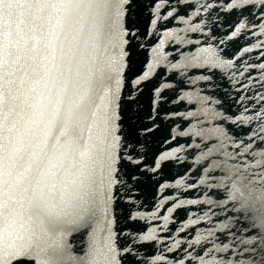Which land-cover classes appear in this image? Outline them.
Here are the masks:
<instances>
[{
    "label": "snow or ice",
    "instance_id": "6c2138e0",
    "mask_svg": "<svg viewBox=\"0 0 264 264\" xmlns=\"http://www.w3.org/2000/svg\"><path fill=\"white\" fill-rule=\"evenodd\" d=\"M201 13L209 19L190 23ZM169 18L179 23L164 27ZM244 37L252 42L225 55L220 45ZM255 49H264V0H0V264H264V53L249 63ZM193 66L203 71L189 75ZM213 69L239 90L227 107L208 94L219 91ZM182 100L196 107L168 111ZM178 116L192 118L191 144L151 151L160 121ZM173 160L192 164L161 190L202 194L173 193L163 220L206 202L175 232L210 225L167 238L190 246L179 259L139 243L159 245L157 226H129L158 211L144 212L138 197Z\"/></svg>",
    "mask_w": 264,
    "mask_h": 264
}]
</instances>
